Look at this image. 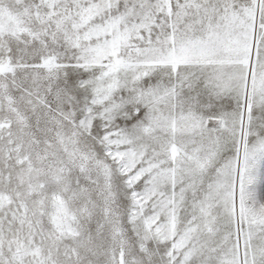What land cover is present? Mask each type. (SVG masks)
<instances>
[{
    "label": "snow or ice",
    "instance_id": "snow-or-ice-1",
    "mask_svg": "<svg viewBox=\"0 0 264 264\" xmlns=\"http://www.w3.org/2000/svg\"><path fill=\"white\" fill-rule=\"evenodd\" d=\"M0 264H264V0H0Z\"/></svg>",
    "mask_w": 264,
    "mask_h": 264
}]
</instances>
